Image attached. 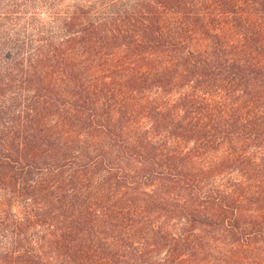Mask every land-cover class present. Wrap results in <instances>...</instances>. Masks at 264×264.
Here are the masks:
<instances>
[{
    "label": "trees",
    "instance_id": "obj_1",
    "mask_svg": "<svg viewBox=\"0 0 264 264\" xmlns=\"http://www.w3.org/2000/svg\"><path fill=\"white\" fill-rule=\"evenodd\" d=\"M67 1L0 0V264H264V0Z\"/></svg>",
    "mask_w": 264,
    "mask_h": 264
},
{
    "label": "rangeland",
    "instance_id": "obj_2",
    "mask_svg": "<svg viewBox=\"0 0 264 264\" xmlns=\"http://www.w3.org/2000/svg\"><path fill=\"white\" fill-rule=\"evenodd\" d=\"M91 0H68L67 2H64V4L66 5H87L88 2H90ZM132 4V2H131Z\"/></svg>",
    "mask_w": 264,
    "mask_h": 264
}]
</instances>
